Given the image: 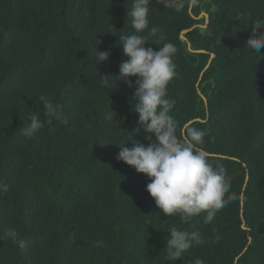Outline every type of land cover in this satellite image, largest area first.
Masks as SVG:
<instances>
[{
	"label": "trees",
	"instance_id": "1",
	"mask_svg": "<svg viewBox=\"0 0 264 264\" xmlns=\"http://www.w3.org/2000/svg\"><path fill=\"white\" fill-rule=\"evenodd\" d=\"M131 7L0 0V185L8 186L0 190V264H264V47L258 54L245 45L264 0H196L182 12L149 4L158 32L145 47L158 50L163 34L177 48L171 115L178 127L205 131L202 147L231 178L232 200L210 223L206 212L164 216L146 191L149 178L116 159V144L147 145L132 111L135 89L118 78L129 59L120 36L135 33ZM96 49L108 59L97 61ZM99 74L114 78L111 91ZM41 95L60 118L27 137L30 114L48 119ZM171 226L198 229L205 242L174 259ZM9 228L24 247L4 236Z\"/></svg>",
	"mask_w": 264,
	"mask_h": 264
},
{
	"label": "clouds",
	"instance_id": "2",
	"mask_svg": "<svg viewBox=\"0 0 264 264\" xmlns=\"http://www.w3.org/2000/svg\"><path fill=\"white\" fill-rule=\"evenodd\" d=\"M150 2L151 0H132L130 16L135 33L120 36L123 53L129 59L120 63L118 77L128 87L135 89L132 99L136 103L132 105V111L138 114L137 130H143L147 145L135 143L132 148H127L123 146L125 141L116 144L120 147L116 159L149 178L146 191L164 216L179 215L183 221H188L201 212H206L204 222L210 223L216 212L232 200L228 195L231 178L222 165L211 162L209 152L202 147L205 131L188 123L178 127L171 115L175 102L168 98L167 86L176 75L174 56L177 48L163 34L158 37L163 41L158 50L145 47L151 41L149 36L156 37L158 32L155 26L149 27ZM156 2L173 11L182 12L190 9L196 0ZM249 25L252 33L245 45L250 51L260 54V49L264 47V19L250 22L247 28ZM96 52L97 61H106L110 55L108 52H98L97 49ZM99 75L101 86L111 91L114 78L111 75ZM129 77H135V81L129 80ZM39 100L48 119L42 120L38 111L30 114V123L23 128V135L27 137L36 135L45 122H51V118H60L59 105L54 104L46 95H41ZM109 119L113 120V115ZM0 190L7 191L8 186L0 185ZM242 227L246 228L244 223ZM168 233L166 247L174 259L180 258L194 245L205 242L198 229L185 231L171 226ZM4 236L24 247V241L15 228L7 229ZM94 246L104 247V241L98 240ZM195 264H205V261L197 258Z\"/></svg>",
	"mask_w": 264,
	"mask_h": 264
},
{
	"label": "water",
	"instance_id": "3",
	"mask_svg": "<svg viewBox=\"0 0 264 264\" xmlns=\"http://www.w3.org/2000/svg\"><path fill=\"white\" fill-rule=\"evenodd\" d=\"M202 15L205 16L206 20L208 19V16L206 13H202ZM188 31L189 30L182 31V34L188 32ZM181 37L184 38L183 36H181Z\"/></svg>",
	"mask_w": 264,
	"mask_h": 264
}]
</instances>
